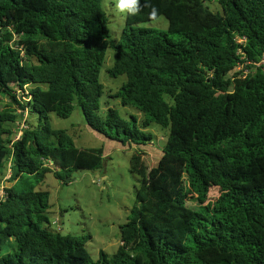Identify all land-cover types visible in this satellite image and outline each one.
<instances>
[{
	"label": "trees",
	"instance_id": "trees-1",
	"mask_svg": "<svg viewBox=\"0 0 264 264\" xmlns=\"http://www.w3.org/2000/svg\"><path fill=\"white\" fill-rule=\"evenodd\" d=\"M219 4L222 14L203 0H139L117 41L104 0H0V95L15 105L0 110V185L12 164L0 201V264H264V73L254 65L264 53V0ZM153 8L167 32L139 27L155 21ZM109 49V75L127 78L115 98L145 116L143 130L156 124L169 135L155 168L133 157L141 182L122 244L95 261L86 238L48 227L50 193L36 188L49 173L64 182L103 166V149L77 148L49 114L68 119L79 108L100 134L152 141L135 118L97 115ZM247 62L245 76L237 69ZM19 111L38 124L15 141L9 126ZM213 188L220 195L212 200Z\"/></svg>",
	"mask_w": 264,
	"mask_h": 264
},
{
	"label": "rangeland",
	"instance_id": "rangeland-1",
	"mask_svg": "<svg viewBox=\"0 0 264 264\" xmlns=\"http://www.w3.org/2000/svg\"><path fill=\"white\" fill-rule=\"evenodd\" d=\"M206 7L213 13H223L219 0H203ZM119 0H104V9L109 16L108 28L113 39L119 41L126 26L128 11L121 12L117 7ZM139 27L167 32L169 23L165 17ZM27 59V58H26ZM115 53L109 49L100 73V82L104 93L100 99V111L97 114L104 118L108 109L118 112L119 116L129 122L135 118L138 126L145 116L133 107H124L115 98L127 78L120 76L112 78L109 70L114 66ZM34 62V60H33ZM19 98L28 101L19 92ZM15 107L9 97L0 95V110ZM19 119L9 127L16 136L23 124L24 128L38 124V116L26 111L18 112ZM49 123L53 130H64L73 139L75 146L82 150L103 149V166L99 171L80 170L65 177L64 182L53 174L46 175L44 181L37 186V191L50 193L51 209L48 214L53 231L65 236L86 238V248L93 260L99 259L100 252H105L110 258L121 246V228L128 222L131 210L136 205L137 192L140 189L141 177L137 171H132V159L137 157L138 166L143 165L149 171L155 168L163 157L169 130L152 124L145 131L152 136V141L146 146L124 144L116 130H109L108 135L94 131L85 122L80 109H76L68 119H61L55 114H49ZM108 129V128H107ZM7 165L3 172L8 175ZM6 184V182H5ZM218 189L209 193L210 199H217ZM195 198V197H194ZM191 206H197L196 200H189Z\"/></svg>",
	"mask_w": 264,
	"mask_h": 264
},
{
	"label": "built area",
	"instance_id": "built-area-1",
	"mask_svg": "<svg viewBox=\"0 0 264 264\" xmlns=\"http://www.w3.org/2000/svg\"><path fill=\"white\" fill-rule=\"evenodd\" d=\"M243 42H245V40H239V43H243ZM250 64H251L250 62H247L246 64H239L237 70H238V71H243L244 74H245V76H246V75L249 74V70H247V69L245 68V66H246V65H250ZM254 65H255V68H256V69H260V70L264 73V53H263V55H262L260 61H259L258 63H255ZM24 126H25V125L23 124V126H22L20 132L17 133L18 135L15 137V141H18V140L20 139V137H21V135H22V133H23V130L26 129V128H24ZM11 165H12V164H11V162H10L9 165H8V175H7V177L4 178L3 182H2L1 185H0V201H1L2 199H4V197H5V189H6V186H7V182H8V180L11 178V175H12ZM5 182H6V184H5Z\"/></svg>",
	"mask_w": 264,
	"mask_h": 264
},
{
	"label": "clouds",
	"instance_id": "clouds-1",
	"mask_svg": "<svg viewBox=\"0 0 264 264\" xmlns=\"http://www.w3.org/2000/svg\"><path fill=\"white\" fill-rule=\"evenodd\" d=\"M121 12L128 11L131 14H135L139 11V0H119L117 5ZM150 17L155 20L157 18V11L153 8L150 13Z\"/></svg>",
	"mask_w": 264,
	"mask_h": 264
}]
</instances>
